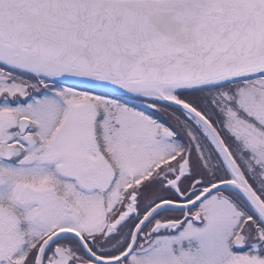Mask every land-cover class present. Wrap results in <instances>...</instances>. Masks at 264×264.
I'll return each instance as SVG.
<instances>
[{"label": "snow or ice", "instance_id": "6c2138e0", "mask_svg": "<svg viewBox=\"0 0 264 264\" xmlns=\"http://www.w3.org/2000/svg\"><path fill=\"white\" fill-rule=\"evenodd\" d=\"M0 264H264V0H0Z\"/></svg>", "mask_w": 264, "mask_h": 264}]
</instances>
